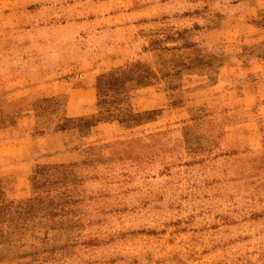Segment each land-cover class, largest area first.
<instances>
[{
  "label": "rangeland",
  "instance_id": "obj_1",
  "mask_svg": "<svg viewBox=\"0 0 264 264\" xmlns=\"http://www.w3.org/2000/svg\"><path fill=\"white\" fill-rule=\"evenodd\" d=\"M263 104L264 0H0V264H264Z\"/></svg>",
  "mask_w": 264,
  "mask_h": 264
},
{
  "label": "crops",
  "instance_id": "obj_2",
  "mask_svg": "<svg viewBox=\"0 0 264 264\" xmlns=\"http://www.w3.org/2000/svg\"><path fill=\"white\" fill-rule=\"evenodd\" d=\"M224 69H220V73L218 74L219 77V83L224 81V77H228L226 71H223ZM223 71V72H222ZM245 87L241 90L240 94L235 97L234 99H229L226 104L223 105H217V110H223L222 107H235L237 106V109H245L248 105V102H250L256 95L257 91H259V86L257 84L256 79L245 77L244 79ZM249 84H252L256 87V90L253 89V91L250 90L248 87ZM247 87V89H245ZM264 107V104L262 105ZM223 112V111H222ZM227 129L229 130L226 132V135H229V139H240L244 140L249 147L253 150V152L259 151V141H256L254 139V123L253 119H243L240 123H235L227 126ZM261 146V143H260Z\"/></svg>",
  "mask_w": 264,
  "mask_h": 264
}]
</instances>
